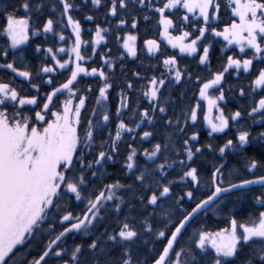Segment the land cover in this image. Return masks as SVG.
<instances>
[{
  "label": "trees",
  "instance_id": "trees-1",
  "mask_svg": "<svg viewBox=\"0 0 264 264\" xmlns=\"http://www.w3.org/2000/svg\"><path fill=\"white\" fill-rule=\"evenodd\" d=\"M84 146L3 264H264V0H0V104L37 122L75 68ZM96 219L51 243L99 195ZM59 195L60 196L59 198ZM104 201V200H103ZM73 219L59 222L61 205ZM227 235L225 241L221 238Z\"/></svg>",
  "mask_w": 264,
  "mask_h": 264
},
{
  "label": "rangeland",
  "instance_id": "rangeland-1",
  "mask_svg": "<svg viewBox=\"0 0 264 264\" xmlns=\"http://www.w3.org/2000/svg\"><path fill=\"white\" fill-rule=\"evenodd\" d=\"M3 91L0 88V104L6 96ZM81 109L82 103L72 90L64 93L45 115L37 117L35 123L20 118L11 121L0 109V264L51 207L57 210L58 203L53 205V202L64 183V169L71 165L83 145V139L78 136ZM114 196L110 191L99 206L114 202ZM95 200L74 218L78 219L76 222L82 220ZM60 205L58 219L62 223L70 215L67 207ZM90 220L81 228L88 226ZM226 238L227 235L220 241ZM35 262L32 260L30 264Z\"/></svg>",
  "mask_w": 264,
  "mask_h": 264
},
{
  "label": "water",
  "instance_id": "water-1",
  "mask_svg": "<svg viewBox=\"0 0 264 264\" xmlns=\"http://www.w3.org/2000/svg\"><path fill=\"white\" fill-rule=\"evenodd\" d=\"M80 46H81V39L79 36H77V42H76V48H75V58H76V64H75V68H74V73L72 75V77L63 85L59 86L58 88H56L50 95L49 98L47 100L46 103V107L50 104V102L52 101V99L59 93L63 92L64 90H66L67 88H69L77 79L78 76V66H77V59H78V54H79V50H80ZM244 185L247 186H252V185H264V177H259V178H255L252 179L250 181H248L247 183H245ZM239 187L238 184L233 185V186H229V187H216L215 190L213 191V193L208 196L207 198L201 200L199 203H197L191 210L190 212L179 222V224L175 227V229L173 230L166 247L164 248L163 252L161 253V255L159 256V258L153 263V264H165L174 248L175 243L177 242V240L179 239V237L181 236L182 232L184 231V229L187 227V225L189 224V222L200 212H202L203 210L207 209L209 206H211L221 195L228 193L229 191L234 190L235 188ZM103 198V195H99L98 198L96 199L94 206L95 207L100 200ZM87 217L88 214L85 215V217L79 221L74 223L72 226L68 227L65 231H63V233L61 235H59V237L50 245L49 249H51L59 240L61 237L67 235L68 233L77 231L78 229H80L81 227H83L85 225V223L87 222Z\"/></svg>",
  "mask_w": 264,
  "mask_h": 264
},
{
  "label": "flooded vegetation",
  "instance_id": "flooded-vegetation-1",
  "mask_svg": "<svg viewBox=\"0 0 264 264\" xmlns=\"http://www.w3.org/2000/svg\"><path fill=\"white\" fill-rule=\"evenodd\" d=\"M81 44H82V41H81ZM80 49H81V46H80ZM79 52H80V50H79ZM78 57H79V54H78ZM75 64H76V58H75ZM77 66H78V59H77ZM79 71V70H78ZM78 77V76H77ZM76 81V80H75ZM74 84V83H73ZM58 88V87H57ZM68 89V88H67ZM66 89V90H67ZM55 90V89H54ZM53 90V91H54ZM52 91V92H53ZM65 91V90H64ZM63 91V92H64ZM51 92V93H52ZM63 92H61V93H63ZM50 93V94H51ZM61 93H59V94H57L55 97H57L58 95H60ZM49 94V95H50ZM49 97V96H48ZM55 97L52 99V101L55 99ZM51 101V102H52ZM51 102H50V104H51ZM50 104L46 107V105H45V109L47 110L48 108H50ZM31 144V140H30V142H29V145ZM28 145V146H29ZM87 147V145H85L84 146V144L79 148V150H81V149H84V148H86ZM28 148V147H27ZM80 188H81V185H76V184H71V183H66L65 182V175H64V183L60 186V188H59V191L58 192H61V191H68V192H72V191H77V190H80ZM59 196H61V195H59ZM98 198V197H97ZM103 199V198H102ZM101 199V200H102ZM100 200V201H101ZM95 203V202H94ZM94 203L91 205V207L85 212V214H84V216H83V218L85 217V215H87L88 214V216L89 217H87V219H96V215H95V208L100 204V203H98L95 207H93L94 206ZM93 210V211H92ZM92 211V212H91ZM91 213V214H90ZM82 218V219H83ZM67 219H73V218H71V216H69ZM75 223V222H74ZM71 224V223H70ZM68 224L66 227H64V229H63V231H65L68 227H70V226H72L73 224ZM63 231L60 233V235L63 233ZM77 231H75V232H71V233H69V234H72V233H76ZM68 235V234H67ZM155 262V261H154ZM153 262V263H154ZM152 263V264H153Z\"/></svg>",
  "mask_w": 264,
  "mask_h": 264
}]
</instances>
